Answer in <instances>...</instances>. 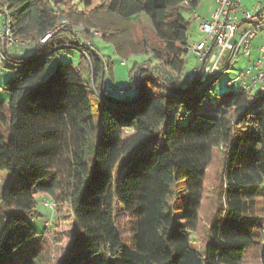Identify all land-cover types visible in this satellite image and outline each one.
<instances>
[{
	"label": "trees",
	"instance_id": "16d2710c",
	"mask_svg": "<svg viewBox=\"0 0 264 264\" xmlns=\"http://www.w3.org/2000/svg\"><path fill=\"white\" fill-rule=\"evenodd\" d=\"M99 1L89 13L115 14L143 29L147 18L153 30L154 39L144 34L141 42L156 62L134 67L133 93L106 87L112 65L87 22L81 31L88 42L70 24L57 29L75 6L0 0L15 37L34 49L0 56V67L14 71L0 84L9 93L7 105L0 101V172H8L0 198V264H16L26 256L18 250L37 236L28 220L37 192L71 205L79 234L62 264H242L257 246L264 264V221L255 206L264 196V96L254 98L238 83L220 108L206 107V91L222 74L202 80L197 65V75L183 80L190 20L177 8L193 11L201 0ZM104 28L120 52L116 32ZM71 49L78 58L70 57ZM217 148L226 153L221 201L198 248L192 233ZM181 181L187 182L182 217L176 213ZM117 207L133 214L130 245L117 227ZM28 256L24 264L40 259L35 249Z\"/></svg>",
	"mask_w": 264,
	"mask_h": 264
},
{
	"label": "rangeland",
	"instance_id": "374dc122",
	"mask_svg": "<svg viewBox=\"0 0 264 264\" xmlns=\"http://www.w3.org/2000/svg\"><path fill=\"white\" fill-rule=\"evenodd\" d=\"M63 2L68 4V6H75L76 9H78L72 17H64L67 21L65 24H70L73 28H76L78 30V35L82 40L88 42L89 39H87L81 31L84 27V23L87 22L92 32L95 33L93 43L108 62L111 63L113 73L112 77L107 79L106 87L112 90L116 95L125 90H127L128 93H133L134 91L132 87L135 88L137 82L132 74L134 67L137 64L141 65L151 60L153 63L156 62L148 53L142 52L143 47L141 41L144 34H147L154 39V33L150 27L149 20L147 18L144 19L143 24L145 28L143 29L140 23L133 22L131 19H121L115 14L89 13L94 6L99 4V0H89L90 6L87 4L86 0H63ZM241 3L245 11H257L256 6L260 3V0H241ZM261 4L264 5V0H261ZM213 7V1L201 0L198 10L205 15H210ZM177 10L190 20V43H195L201 40L204 37V34L199 29V23L193 20L192 11L187 6L178 7ZM241 18L242 16H240V19ZM65 24L61 21L60 24H58L57 29ZM110 25L112 26L111 30L116 32L112 35V39L121 42L120 52L116 49L113 41L105 39L103 36L105 33L104 27ZM97 32H100L101 35L96 34ZM259 32H261V30ZM253 44H256L257 46L264 45L261 35L253 41ZM25 46H20L16 48L15 51L20 52L24 49L26 55H30L34 52L33 48H25ZM69 52L70 54H73V56L70 57H79L78 51L71 49ZM230 57V52L225 54L220 68H224L225 65L230 62ZM187 58L188 61L183 75V80L185 81L191 78L190 75H192L193 69L198 65L196 55L192 51L189 52ZM64 59L69 58L65 56ZM213 59L214 54H211L208 58V64L211 63ZM248 62V57H245L243 53L238 54L230 68L226 69L223 74L209 86L204 98V106L208 107L213 105L216 108H220L226 94L236 91L239 88L238 83L235 86H231L229 85V81L236 80L245 70ZM13 74V70L0 67V84L4 85ZM90 96L95 103L94 95L91 94ZM8 100L9 93L6 90H0V101L3 102L4 105H7ZM225 159V150L223 148H217L214 151L213 160L206 172L204 198L199 214V226L197 230L192 233L194 245L198 248H202L205 245L209 226L213 216L217 213V207L221 201L220 191ZM7 177V171L4 170L0 172V198ZM186 187V181H181L177 186L180 198L178 200L176 213L180 217H182L186 207ZM46 201L53 202V206H45L44 202ZM36 202V212L30 215L28 220L33 224L38 234L31 241L24 244L16 254L18 255L21 251H25L26 256L14 260V262L16 264H24V261L29 260V252L32 249H35L36 254L40 259H37V262H34L33 264H62L79 234L75 225V218L71 210V205L69 202H57L53 194L43 192H37ZM255 203L257 211L262 215L261 218L263 222L264 196L259 194ZM116 224L126 244L130 245L132 239V226L134 224L133 214H128L123 208L117 207ZM255 237L258 239V236ZM2 264L12 263L8 262ZM242 264H260L258 246L246 255Z\"/></svg>",
	"mask_w": 264,
	"mask_h": 264
},
{
	"label": "built area",
	"instance_id": "2783aa9c",
	"mask_svg": "<svg viewBox=\"0 0 264 264\" xmlns=\"http://www.w3.org/2000/svg\"><path fill=\"white\" fill-rule=\"evenodd\" d=\"M214 7L210 15L201 13L198 9L192 11L193 20L199 23V29L204 37L195 43H190L189 52L196 55L198 65L203 66L202 80L209 77L217 78L228 69L235 57L243 53L249 58V62L236 79L229 85L239 83L244 91L250 92L254 98L264 96V45L256 48L253 53V39L264 28V8L257 11H245L241 0H211ZM240 16L242 18L240 19ZM62 23L67 21L64 19ZM53 31L48 32L41 41H46ZM96 34L101 35L100 32ZM27 45L15 37L12 20L8 16L7 9L0 10V56L5 59L4 50L14 49ZM211 52V53H210ZM230 52V62L224 68H220L226 53ZM214 54V59L208 64V58ZM209 56V57H208ZM1 66V61H0ZM197 69L193 70V76L197 75ZM45 206H53V202H44Z\"/></svg>",
	"mask_w": 264,
	"mask_h": 264
},
{
	"label": "crops",
	"instance_id": "0c3cea01",
	"mask_svg": "<svg viewBox=\"0 0 264 264\" xmlns=\"http://www.w3.org/2000/svg\"><path fill=\"white\" fill-rule=\"evenodd\" d=\"M182 6H187L186 4L185 5H182ZM259 7H263L264 8V5L263 4H261V0H260V3H258V5L256 6V9L258 10V8ZM264 29V28H263ZM263 29H261V32H258L257 33V35L255 36V38L253 39V41H255L256 40V38L259 36V35H261V39H262V41L264 42V30ZM260 31V30H259ZM259 46H261V45H259ZM258 46L256 45V44H253L252 43V49H253V53L255 54V52H256V48H257ZM25 53V52H24Z\"/></svg>",
	"mask_w": 264,
	"mask_h": 264
}]
</instances>
